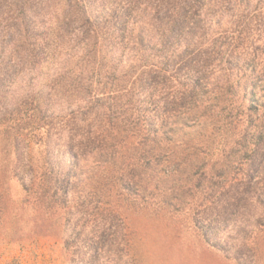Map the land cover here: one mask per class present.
Here are the masks:
<instances>
[{"label":"trees","instance_id":"obj_1","mask_svg":"<svg viewBox=\"0 0 264 264\" xmlns=\"http://www.w3.org/2000/svg\"><path fill=\"white\" fill-rule=\"evenodd\" d=\"M245 45H264V0H0V134L26 200L62 210L67 256L124 229L111 189L175 212L199 192L196 227L226 253L210 225L264 156V49ZM75 208L108 226L71 231Z\"/></svg>","mask_w":264,"mask_h":264},{"label":"rangeland","instance_id":"obj_2","mask_svg":"<svg viewBox=\"0 0 264 264\" xmlns=\"http://www.w3.org/2000/svg\"><path fill=\"white\" fill-rule=\"evenodd\" d=\"M50 15L43 11L31 21L36 34L32 40L36 44L44 28L53 24ZM257 35L252 32L250 38L256 40ZM15 36L12 43L17 39ZM250 47L264 49V45H245L247 49ZM43 151L39 144L32 154L39 159ZM17 159V150L0 134V264H264V156L251 188L230 189L228 196L239 199L237 207H229L222 218L210 225L214 231L212 239L226 253L207 244L196 227L194 213L199 192L182 211L175 212L160 203V194L153 204L143 205L111 189L104 193L111 209L121 217L124 229L113 224L115 227L110 232L116 231L115 236L106 239L95 259L91 257L93 252L79 248L68 256L65 254L59 240L64 223L62 210L56 208L50 213L26 200L20 182L14 177ZM205 215L212 217L213 213L209 211ZM70 217V230L76 227L78 231L83 226L86 236L91 230L101 231L109 224L92 218L80 220L76 208ZM257 222L262 226L256 225Z\"/></svg>","mask_w":264,"mask_h":264}]
</instances>
